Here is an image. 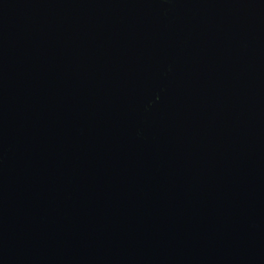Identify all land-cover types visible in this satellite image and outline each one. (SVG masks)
Segmentation results:
<instances>
[{"label": "water", "instance_id": "95a60500", "mask_svg": "<svg viewBox=\"0 0 264 264\" xmlns=\"http://www.w3.org/2000/svg\"><path fill=\"white\" fill-rule=\"evenodd\" d=\"M0 264H264V0H0Z\"/></svg>", "mask_w": 264, "mask_h": 264}]
</instances>
